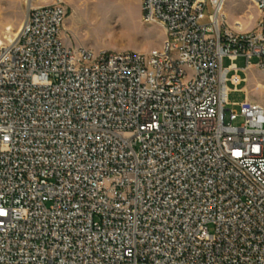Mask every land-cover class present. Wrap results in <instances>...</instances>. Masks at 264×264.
<instances>
[{
  "label": "built area",
  "instance_id": "1",
  "mask_svg": "<svg viewBox=\"0 0 264 264\" xmlns=\"http://www.w3.org/2000/svg\"><path fill=\"white\" fill-rule=\"evenodd\" d=\"M240 1L252 31L227 0H142L146 54L68 46L63 0L28 10L0 45V264H264V103L227 109L239 58L264 74V0Z\"/></svg>",
  "mask_w": 264,
  "mask_h": 264
},
{
  "label": "rangeland",
  "instance_id": "2",
  "mask_svg": "<svg viewBox=\"0 0 264 264\" xmlns=\"http://www.w3.org/2000/svg\"><path fill=\"white\" fill-rule=\"evenodd\" d=\"M0 0V42L6 35L15 33L31 7L49 5L54 0ZM142 0H63L67 7V18L63 28V37L70 47H83L99 51L136 52L146 54L151 50L160 49L165 39L164 30L160 25L144 24L141 20ZM224 28L233 31L235 23L241 24L242 31L254 30L260 21V14L249 2L227 0L224 9ZM10 27L9 32L6 29ZM257 59L250 63L253 68L246 73L244 58H239L235 65L239 69L238 76L244 81L234 86L228 83V101L234 112H240L241 105L248 100L251 103H264V74L255 68ZM230 61L223 60L225 68ZM233 74H230L231 77ZM252 77V78H251ZM260 85L261 87H258ZM226 116L228 112L226 111ZM239 118L236 125L242 124ZM213 232V228L209 227Z\"/></svg>",
  "mask_w": 264,
  "mask_h": 264
},
{
  "label": "bare ground",
  "instance_id": "3",
  "mask_svg": "<svg viewBox=\"0 0 264 264\" xmlns=\"http://www.w3.org/2000/svg\"><path fill=\"white\" fill-rule=\"evenodd\" d=\"M30 5H32V1L31 0H28L27 1V6L29 7ZM223 9H224V6L222 7V11H221V13L223 14ZM224 15V14H223ZM22 26V25H21ZM20 26V27H21ZM20 29V28H19ZM18 29V30H19ZM234 29H236V30H241V24H239V22H237V23H235V25H234ZM11 30V28L10 27H8L7 29H6V31L7 32H9ZM17 30V31H18ZM17 31L15 32V33H13V34H9V35H6L5 37H4V39L0 42V45H2L5 41L6 42H11L12 41V39H13V37L14 36H16V34H17ZM242 31V30H241ZM252 78V77H251ZM258 87H261L260 85H258Z\"/></svg>",
  "mask_w": 264,
  "mask_h": 264
}]
</instances>
